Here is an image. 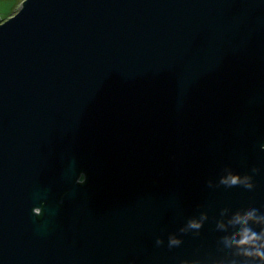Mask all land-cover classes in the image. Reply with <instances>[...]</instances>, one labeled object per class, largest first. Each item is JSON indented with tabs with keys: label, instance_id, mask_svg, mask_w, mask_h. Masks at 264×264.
<instances>
[{
	"label": "water",
	"instance_id": "obj_1",
	"mask_svg": "<svg viewBox=\"0 0 264 264\" xmlns=\"http://www.w3.org/2000/svg\"><path fill=\"white\" fill-rule=\"evenodd\" d=\"M253 210L259 233L264 0L0 16V264H260L228 243Z\"/></svg>",
	"mask_w": 264,
	"mask_h": 264
},
{
	"label": "clouds",
	"instance_id": "obj_2",
	"mask_svg": "<svg viewBox=\"0 0 264 264\" xmlns=\"http://www.w3.org/2000/svg\"><path fill=\"white\" fill-rule=\"evenodd\" d=\"M236 182L234 179L233 183ZM254 215L255 210L249 212L246 216H237L235 223L241 224L244 227L238 233L239 239L233 238L228 243L240 249L242 255L256 257L259 259L260 264H264V231L258 233L248 226V222L254 218ZM190 226L194 228L199 227L196 223H192ZM173 243H177V241L174 240Z\"/></svg>",
	"mask_w": 264,
	"mask_h": 264
},
{
	"label": "rangeland",
	"instance_id": "obj_3",
	"mask_svg": "<svg viewBox=\"0 0 264 264\" xmlns=\"http://www.w3.org/2000/svg\"><path fill=\"white\" fill-rule=\"evenodd\" d=\"M23 1L25 0H0V16L6 20L7 17L16 14L21 9ZM7 13H10V16L5 17Z\"/></svg>",
	"mask_w": 264,
	"mask_h": 264
},
{
	"label": "flooded vegetation",
	"instance_id": "obj_4",
	"mask_svg": "<svg viewBox=\"0 0 264 264\" xmlns=\"http://www.w3.org/2000/svg\"><path fill=\"white\" fill-rule=\"evenodd\" d=\"M86 181V174L82 172L81 177H80V182L84 183Z\"/></svg>",
	"mask_w": 264,
	"mask_h": 264
},
{
	"label": "trees",
	"instance_id": "obj_5",
	"mask_svg": "<svg viewBox=\"0 0 264 264\" xmlns=\"http://www.w3.org/2000/svg\"><path fill=\"white\" fill-rule=\"evenodd\" d=\"M23 2H24V1H23ZM7 16H10V13H7L5 17H7ZM10 17H11V16H10ZM1 18L3 19L2 16H1ZM7 19H8V17H7ZM3 20H4V19H3Z\"/></svg>",
	"mask_w": 264,
	"mask_h": 264
}]
</instances>
